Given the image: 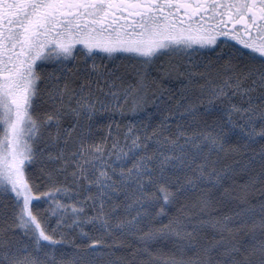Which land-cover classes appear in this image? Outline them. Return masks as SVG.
Returning <instances> with one entry per match:
<instances>
[{"label":"snow or ice","instance_id":"6c2138e0","mask_svg":"<svg viewBox=\"0 0 264 264\" xmlns=\"http://www.w3.org/2000/svg\"><path fill=\"white\" fill-rule=\"evenodd\" d=\"M230 41L248 50H235L247 71L231 52L219 69L201 58L219 48L221 59ZM41 64L55 71L45 77ZM180 78L177 99L164 81ZM165 96L175 104L159 124L129 123L121 139L109 123L94 139L99 117L159 109ZM254 144L237 186L240 172L219 161ZM37 162L42 192L28 172ZM257 185L264 197V0H0V264H264ZM190 193L195 203L177 208ZM234 200L239 211L216 215ZM114 245L131 252L115 256Z\"/></svg>","mask_w":264,"mask_h":264},{"label":"trees","instance_id":"16d2710c","mask_svg":"<svg viewBox=\"0 0 264 264\" xmlns=\"http://www.w3.org/2000/svg\"><path fill=\"white\" fill-rule=\"evenodd\" d=\"M220 52V51H216V52H209V51H205L203 56L201 57L205 63L208 62V60L213 61V67L215 69H219L223 63L228 60V53H233L234 55H237V59L233 60V63H238L239 64V68L238 70H243V71H247V67H245L246 65V61L242 58H239V54H237L236 52H232V51H224V55L221 59H217V55L216 53ZM241 53V52H240ZM169 60V57L167 56H163L161 57L159 60L156 61V64L159 65L161 63V61L167 63ZM104 63H107L109 67H112L114 63H120V60L117 59L115 61H110V60H104ZM90 63V62H89ZM97 63H101L100 57H98ZM69 67H72L73 64L69 63L68 65ZM188 69L181 67V71H187ZM193 71H204L203 68H196V69H192ZM152 74L156 75V70L155 68H153L152 70ZM194 80H196L199 83H203V80H199V78L194 77ZM166 87H168L170 89V92L168 93V95H173L174 97H176L177 99L180 97L181 92L180 89L182 87V84L187 83V81L183 80V78L177 79V80H172V81H164ZM40 90H41V96L40 98H38L37 100V111L38 112H42L45 110V105L43 103L44 97H43V93L46 90L45 89V84L41 83L40 84ZM198 96V92H193L192 93V98L196 99V97ZM163 99V102L161 103L160 101H158L157 103L160 104L159 109L156 107H149L147 109V111L139 113V114H131L128 113L125 116L121 117L119 114H106L102 117H99L97 119L96 124L94 125L93 131H94V139L99 141L101 140L102 137L106 136L108 133V125L109 123L113 124V134H115V124L119 123L121 125V139H123V130H125V126L128 125L129 123H137L139 124L140 121H144L146 123H150L151 126H155L157 124H159L163 118L164 115H167V111L166 109L169 107L174 106L175 104V100L169 101L167 100V96H165ZM211 119V117H209V120ZM176 121L172 120V123L174 124ZM149 131H151V127L149 128ZM231 142L232 143H239L242 144L243 140H238L236 136L231 137ZM111 143V141H109V144ZM40 147H43V144H40ZM260 145L259 144H254L250 147V149L248 151H244L242 150L241 154H228L227 156H223L221 158V160L219 161V167H223L224 165H231L237 172H240V169L247 163L248 158L251 156L252 151L259 150ZM238 162V163H237ZM51 167V166H48ZM250 167H254L257 171L259 170V166L257 162H253L252 165H250ZM41 168H45V171H47V167L45 166L44 163L41 162H37L35 165H32L28 168V172L30 174V176L32 177V181L35 184L40 185L39 191H46L47 190V186H48V181L46 176L44 175V173L41 171ZM247 179V177L244 175V173L240 172L239 175H237L235 177V184L237 186L242 185L244 183V181ZM58 180L60 182H63V176H60L58 178ZM226 186H231V182H228L226 184ZM259 185L256 186V189L253 190V194L250 197V199L252 200L253 203L257 202L259 199H264V197H261L259 195ZM237 191L239 190L238 187L236 189ZM235 194V193H234ZM198 193H190L189 194V199L185 200L183 197L181 198L180 202L176 205V207L178 208L180 206V204L183 203H188L189 205L195 203L196 198H197ZM37 207L42 211L44 208L47 207L46 204L44 203H38ZM242 207V205L239 204L238 201L234 200V201H230V202H224L221 201L220 204L217 206V212L216 215H224V214H230L233 212H237L240 210V208ZM191 211H196L195 209H190ZM176 209H172V213L175 214ZM89 215H91V213H89ZM198 217H193V219H197ZM53 224H55V220L52 221ZM84 231L88 232L91 236L93 237H98L101 236L102 233L98 230V229H94L91 225L85 224L82 226ZM79 232V229H75L73 231H71L69 233V239H75L76 243H81L79 237L77 236V233ZM206 235L208 238H211L214 234L212 233L211 230H206ZM241 237L244 238V241L247 242V237L244 236L243 233L240 234ZM118 238V234L117 237H105L104 238V242L105 243H113L114 239ZM237 239H240V237H237ZM83 243H90V241L85 240L83 241ZM164 247L170 248L171 244H165ZM61 250L65 253V259L71 258L73 256V252H74V245L69 243V244H65L61 246ZM104 251H107V249H104ZM113 252L115 253V256H123V257H127L129 255V253L131 252V248L129 247H118L115 246L113 247Z\"/></svg>","mask_w":264,"mask_h":264},{"label":"flooded vegetation","instance_id":"af4514ba","mask_svg":"<svg viewBox=\"0 0 264 264\" xmlns=\"http://www.w3.org/2000/svg\"><path fill=\"white\" fill-rule=\"evenodd\" d=\"M236 49H239L240 52H242V50L248 52L247 49H244V48L242 47V45L237 44L235 41H230V42H229V47L224 48V51L227 50V51L236 52V51H235ZM220 51H221V50H220ZM37 71H38L39 73L43 74L45 77H47V74H48V67H46L45 64H42V65L40 66V68L37 69Z\"/></svg>","mask_w":264,"mask_h":264},{"label":"rangeland","instance_id":"374dc122","mask_svg":"<svg viewBox=\"0 0 264 264\" xmlns=\"http://www.w3.org/2000/svg\"><path fill=\"white\" fill-rule=\"evenodd\" d=\"M77 48L79 49L80 48V46L78 45L77 46ZM221 49H216V51H220ZM205 51H208V50H205ZM215 51V52H216ZM209 52H213V51H209ZM241 53H243L244 55H248L249 54V52H246V51H244V50H242V52ZM77 56L79 57L80 56V52L79 51H77ZM99 57V56H98ZM98 57H97V60H98ZM90 63H91V61H89ZM42 65V64H41ZM40 65V66H41ZM46 65V67H48V74L49 73H53L54 71H55V66L54 65H51V64H45ZM40 68V67H39ZM48 74H47V76H48ZM250 83H251V81L249 80V81H246L245 82V84H244V87H248L249 85H250Z\"/></svg>","mask_w":264,"mask_h":264}]
</instances>
